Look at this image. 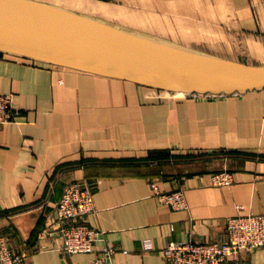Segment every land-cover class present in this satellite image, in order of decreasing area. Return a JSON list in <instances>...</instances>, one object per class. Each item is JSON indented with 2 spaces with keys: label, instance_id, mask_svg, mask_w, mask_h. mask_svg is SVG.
Segmentation results:
<instances>
[{
  "label": "crops",
  "instance_id": "1",
  "mask_svg": "<svg viewBox=\"0 0 264 264\" xmlns=\"http://www.w3.org/2000/svg\"><path fill=\"white\" fill-rule=\"evenodd\" d=\"M166 1L168 18L207 21L224 43L212 54L264 65V0H177L179 13ZM0 90L15 95L0 123V231L26 245L29 264H92L104 245L117 248L115 264H168L166 241H222L229 217L264 214V89L172 93L0 54ZM221 170L231 184H212ZM71 182L93 186L86 220L105 236L91 253L57 249L55 207ZM152 183L183 190L189 208L161 202ZM246 260L264 264V247Z\"/></svg>",
  "mask_w": 264,
  "mask_h": 264
},
{
  "label": "water",
  "instance_id": "2",
  "mask_svg": "<svg viewBox=\"0 0 264 264\" xmlns=\"http://www.w3.org/2000/svg\"><path fill=\"white\" fill-rule=\"evenodd\" d=\"M0 54L172 93L264 89V65L184 51L39 0H0Z\"/></svg>",
  "mask_w": 264,
  "mask_h": 264
},
{
  "label": "built area",
  "instance_id": "3",
  "mask_svg": "<svg viewBox=\"0 0 264 264\" xmlns=\"http://www.w3.org/2000/svg\"><path fill=\"white\" fill-rule=\"evenodd\" d=\"M15 95L0 90V123L13 118ZM211 182L216 186L229 185L233 174L229 170L211 174ZM152 187L161 202L175 210L189 208L183 190L162 192L157 184ZM95 210L94 190L90 182H71L55 207L54 221L58 238L57 249L65 254L91 253L105 231L93 227L86 217ZM53 218V217H52ZM54 226V225H53ZM226 236L222 241L168 240L163 254L168 264H249L246 255L264 247V214L246 212L227 219ZM145 247L152 248L150 240ZM117 248L104 245L92 264H115ZM124 252L128 250L124 249ZM30 251L25 244L15 242L11 232L0 231V264H29Z\"/></svg>",
  "mask_w": 264,
  "mask_h": 264
},
{
  "label": "rangeland",
  "instance_id": "4",
  "mask_svg": "<svg viewBox=\"0 0 264 264\" xmlns=\"http://www.w3.org/2000/svg\"><path fill=\"white\" fill-rule=\"evenodd\" d=\"M77 1L83 5L69 8L116 25L134 29L138 33L164 43L208 54H222V52H225L222 50L224 43L211 33L213 28L207 24L206 20L197 17L199 16L197 13L193 15L188 13V17L185 18H168L172 13L161 10L160 5L158 6V1L161 0ZM162 1L167 2L166 0ZM170 2L169 6L172 10L179 13L178 8L181 5L177 3V0H171ZM179 10H184L183 4Z\"/></svg>",
  "mask_w": 264,
  "mask_h": 264
},
{
  "label": "bare ground",
  "instance_id": "5",
  "mask_svg": "<svg viewBox=\"0 0 264 264\" xmlns=\"http://www.w3.org/2000/svg\"><path fill=\"white\" fill-rule=\"evenodd\" d=\"M71 1H72V0H71ZM71 1H70V2H71ZM63 2L66 3L65 0H64ZM72 5H73V4H72ZM74 5H75V6H78V5H83V4H82V3H79V2H75ZM74 5H73V6H74ZM58 6H59V5H58ZM60 7L66 9V10H69V11H73V12H76V13H79V14H83V15L89 16V17H91V18H94V19H97V20L103 21V22H105V23H108V24H111V25H113V26L119 27V28H121V29H123V30L129 31V32H131V33H134V34H137V35L143 36V37H145V38H148V39H151V40H154V41H157V42H160V43H163V44H166V45H169V46H172V47H175V48H178V49L184 50V51H190V52H195V53H202V52H200V51H195V50H192V49H189V48H186V47H181V46H178V45H172V44L164 43L163 41H159V40L153 39L152 37H149V36H146V35H144V34L138 33V32H137L136 30H134V29H130V28H126V27H123V26H120V25H116V24H113V23H111V22H109V21H106V20L100 19V18L95 17V16H92V15H88V14H85V13H81V12H79V11H75V10H72V9H67V8H65V7H62V6H60ZM203 53H204V52H203Z\"/></svg>",
  "mask_w": 264,
  "mask_h": 264
},
{
  "label": "trees",
  "instance_id": "6",
  "mask_svg": "<svg viewBox=\"0 0 264 264\" xmlns=\"http://www.w3.org/2000/svg\"><path fill=\"white\" fill-rule=\"evenodd\" d=\"M2 55H6V54H2ZM8 56H10V55H8ZM14 57V56H13ZM19 58V57H18ZM20 59H24V58H20ZM26 60H29V59H26ZM41 63V62H40Z\"/></svg>",
  "mask_w": 264,
  "mask_h": 264
}]
</instances>
